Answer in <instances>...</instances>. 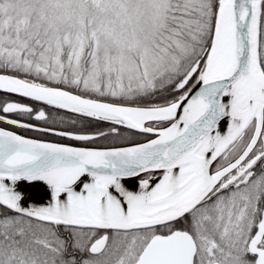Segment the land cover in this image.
Segmentation results:
<instances>
[{"label":"snow or ice","instance_id":"snow-or-ice-1","mask_svg":"<svg viewBox=\"0 0 264 264\" xmlns=\"http://www.w3.org/2000/svg\"><path fill=\"white\" fill-rule=\"evenodd\" d=\"M0 264H264V0H0Z\"/></svg>","mask_w":264,"mask_h":264},{"label":"water","instance_id":"water-1","mask_svg":"<svg viewBox=\"0 0 264 264\" xmlns=\"http://www.w3.org/2000/svg\"><path fill=\"white\" fill-rule=\"evenodd\" d=\"M61 142H63V141H61ZM31 191L39 192V191H42V190L41 189H34V190H31ZM34 198H38V196L37 197H34Z\"/></svg>","mask_w":264,"mask_h":264},{"label":"flooded vegetation","instance_id":"flooded-vegetation-1","mask_svg":"<svg viewBox=\"0 0 264 264\" xmlns=\"http://www.w3.org/2000/svg\"><path fill=\"white\" fill-rule=\"evenodd\" d=\"M52 139H54V138H52ZM63 142H66V141H63Z\"/></svg>","mask_w":264,"mask_h":264}]
</instances>
